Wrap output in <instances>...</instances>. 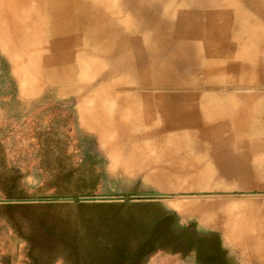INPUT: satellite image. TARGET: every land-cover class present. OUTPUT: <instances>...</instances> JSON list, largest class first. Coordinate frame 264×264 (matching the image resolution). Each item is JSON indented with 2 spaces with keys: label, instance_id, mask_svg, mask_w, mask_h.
<instances>
[{
  "label": "rangeland",
  "instance_id": "rangeland-1",
  "mask_svg": "<svg viewBox=\"0 0 264 264\" xmlns=\"http://www.w3.org/2000/svg\"><path fill=\"white\" fill-rule=\"evenodd\" d=\"M69 2L73 10L86 14L85 20H74L64 31L71 34L72 28L81 27L86 32L85 64L92 62L104 70L113 66L98 59L104 49L96 38L130 40L140 50L142 46L151 50L153 60L166 61L163 72L150 69L145 84L181 100L192 95L196 106L184 120L194 123L190 128L165 132L170 149L183 147L182 158L175 159L172 152L169 160L182 166L188 182L196 180L197 172L212 179L203 175L202 183L184 185L174 184L169 175L159 182L150 181L144 171H115L104 141H93L102 139L100 133L87 128L80 112L90 105L87 97L95 90H73L99 78L74 71L73 80L67 82L47 73L41 88L24 93L12 59L0 45V156L4 157L0 158V264H141L148 255L130 246L129 234L115 221L121 214L112 210L116 206L129 212L158 210L150 232L159 237L170 229L198 225L195 217L184 221L179 207L190 214L199 206L181 201L224 204L215 208L219 212L235 207L251 221H259L252 215L260 209L264 223V0H85L84 8L81 0ZM48 31L42 36L62 34ZM132 52L125 55L135 57ZM146 61L151 67L152 60ZM237 61L241 68L233 69ZM109 81L125 86L138 83L123 71ZM110 82L99 84V97L107 106L102 95L109 96ZM222 110L228 113L229 126L209 136L206 128L217 122L211 114ZM118 114L124 121L130 118V111ZM238 117L243 123L236 132ZM97 143L102 162L94 149ZM225 152L244 155L247 170L222 173L218 169L222 166L212 163L221 162L218 157ZM97 159L100 163L95 164ZM17 170L26 176L13 185L21 176L15 175ZM155 170L150 167L147 172ZM243 200L251 203L238 207ZM206 210L202 213L207 219ZM28 219L36 223L29 224ZM102 236L108 238L106 250L88 260L77 253L79 241Z\"/></svg>",
  "mask_w": 264,
  "mask_h": 264
},
{
  "label": "bare ground",
  "instance_id": "bare-ground-1",
  "mask_svg": "<svg viewBox=\"0 0 264 264\" xmlns=\"http://www.w3.org/2000/svg\"><path fill=\"white\" fill-rule=\"evenodd\" d=\"M81 1L83 8L88 5L85 0ZM84 12L79 9L73 10L69 0H0V45L12 59L21 91L36 92L42 87V77L47 73L69 82L73 80L74 71H79L80 74L88 72L91 76L99 78L98 82L75 85L73 90L77 92L95 90L96 94L87 95L90 105L83 107L80 112L87 128L100 133L102 138L100 140L104 141L106 146L105 153L112 157L115 171H144L150 181L159 182L169 175L174 184H195L194 179L191 182L183 179L185 177L181 165L177 167L173 165L175 159L182 158L183 147L177 145L170 149L163 138L166 131L178 132L180 128H190L194 124L184 120L195 110L196 106H193L195 98L189 95L185 100H181L182 97L165 93L160 88H154L155 85L147 87L145 83L150 69L157 67L163 72L165 68L163 63L166 64V61L153 60L151 50L144 51L146 48L143 46L140 47L143 50H140L130 40L96 38L95 43L100 45L101 50L104 49L99 56L97 55L98 59L112 63L113 66L104 70L102 66L92 62L85 64L86 32L79 27L72 28L74 30L71 34L68 31L67 34L64 33L66 27L74 20L77 19L78 22L81 18L85 20ZM78 14L81 16L77 17ZM89 28L91 29V25ZM45 30L62 34L56 36L55 33L56 37L46 38L42 36ZM50 34L52 35V32ZM128 50L134 51L132 54L134 53L135 57L125 55ZM120 57L122 59L118 60ZM145 59L152 60L151 67ZM241 64V61H237L232 68L239 69ZM119 71L135 77L138 83L127 86L120 83L111 84L110 77ZM103 81L110 82L107 89L109 96L102 95L108 100V106L99 97L102 90L99 84ZM120 111L122 113L130 111L128 121L120 117L118 114ZM227 114L223 110L212 112V120L216 119L215 121L219 123L215 122L218 127H214L217 126L214 124L206 128L209 136L215 137L219 134L220 127L229 126ZM159 120L163 122L160 123ZM236 122L234 130L239 132L243 121L238 117ZM134 126H139L141 130L138 131ZM150 140L151 145L148 143ZM172 152H175V159L170 162ZM150 167L156 168L154 174L147 172ZM180 179H183L182 182H179Z\"/></svg>",
  "mask_w": 264,
  "mask_h": 264
},
{
  "label": "crops",
  "instance_id": "crops-1",
  "mask_svg": "<svg viewBox=\"0 0 264 264\" xmlns=\"http://www.w3.org/2000/svg\"><path fill=\"white\" fill-rule=\"evenodd\" d=\"M76 117L80 118L79 115ZM90 137L93 136L90 135ZM93 141L101 143L99 138L97 140L94 138ZM98 143L94 144V149L102 162L101 145ZM46 154L52 156L53 153L46 152ZM0 158L4 157L0 156ZM218 159L221 162L212 164L221 165L222 167H218V169L221 168L222 173L225 171L231 174L229 171L237 168L241 171L247 170L244 165L246 157L240 153L225 152ZM99 160L97 159L94 163H100ZM17 174L21 176L13 180V185L22 183L26 176L18 170L15 175ZM195 175L196 183H202L203 175L209 180L212 179V176L205 175L203 172H197ZM180 203L186 205L195 203L199 206L200 209L197 212L188 214L181 210L178 203L181 218L186 221L195 217L198 219V225L194 228L170 229L162 237L150 232L155 224L154 215L159 213L158 210L153 213H145L139 209L129 212L127 209L123 210L122 206L112 208V210L121 213L117 215L115 221L129 234L130 246L144 249L148 255H145L141 264H264V223L260 222V209L253 212V215L249 212L259 220L251 221L247 219L245 211L237 210L235 207L228 211L215 210L216 207L224 204L216 205L213 202L203 204L194 200L187 203L181 201ZM246 203H251V200H243L242 203L236 205L239 207ZM258 207L260 208L259 205ZM202 209H207V219L203 217ZM29 219L27 220L29 224L30 222L36 223L33 219ZM11 238L13 240L15 237ZM107 248L108 238L106 236L84 239L75 245L77 253L86 260Z\"/></svg>",
  "mask_w": 264,
  "mask_h": 264
}]
</instances>
